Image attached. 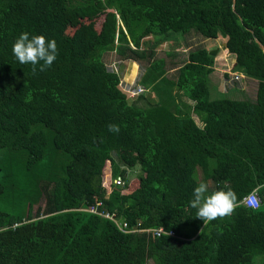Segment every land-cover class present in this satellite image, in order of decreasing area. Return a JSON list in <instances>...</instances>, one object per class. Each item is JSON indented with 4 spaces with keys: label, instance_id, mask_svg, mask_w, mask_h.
Masks as SVG:
<instances>
[{
    "label": "trees",
    "instance_id": "1",
    "mask_svg": "<svg viewBox=\"0 0 264 264\" xmlns=\"http://www.w3.org/2000/svg\"><path fill=\"white\" fill-rule=\"evenodd\" d=\"M191 30L224 37L242 75L221 72L229 96L211 98L203 46L174 78L150 60L161 40L144 38ZM24 32L55 39L51 67L19 63ZM110 51L149 61L137 83L154 99L127 96ZM201 182L233 190L235 211L196 218ZM97 201L128 229L82 210ZM149 263L264 264V0H0V264Z\"/></svg>",
    "mask_w": 264,
    "mask_h": 264
},
{
    "label": "rangeland",
    "instance_id": "2",
    "mask_svg": "<svg viewBox=\"0 0 264 264\" xmlns=\"http://www.w3.org/2000/svg\"><path fill=\"white\" fill-rule=\"evenodd\" d=\"M102 20V18H101ZM101 20L99 22H101ZM100 25V24H99ZM97 25V27H99ZM72 32V29H70ZM161 40L159 44H156V48L153 49V57L150 59H162L165 63L164 69L166 73L164 76L169 78L176 77L177 68L182 65L186 59L189 50L196 48L197 46H203L207 48L208 53L209 51L213 50L216 51L214 57V65L213 68L216 70L215 72H211L207 76V82L210 89L211 98H218L229 96L230 92L225 91V78H222L221 72H226L229 75H237L242 76L237 71H233V64H234V56L228 54L224 51L223 43H225V39L222 36H218L216 38L205 37L201 34H194V31L191 30L187 33L183 32H168L166 34H151L144 38L143 42L145 45L149 44L148 42ZM154 45V44H153ZM149 52L148 49H146ZM104 61L108 66L117 65L119 71L122 74V80L124 83H132L136 82L139 79V76L142 74L144 68L148 66L149 61L147 59H141L140 62H133L122 59L115 51L107 52L104 55ZM244 76V75H243ZM138 86H144L143 83L138 82ZM146 88V87H145ZM253 88V87H252ZM235 89H232V91ZM252 91V89H251ZM251 91L249 93H251ZM147 98L154 99V94L151 91V88L148 86L146 91L144 92ZM128 96V94H127ZM185 102H190L189 99L183 98ZM195 121L202 125L201 122L198 120V116L195 114L193 115ZM139 167L136 166L133 170L129 172L128 175V183L131 185L129 190H132L137 183L136 176L139 173ZM200 177V173H199ZM128 184V186H129ZM209 184H211L209 182ZM208 185V184H207ZM210 185H208L209 187ZM42 203V202H41ZM36 206H34V209ZM151 264V263H149Z\"/></svg>",
    "mask_w": 264,
    "mask_h": 264
},
{
    "label": "clouds",
    "instance_id": "3",
    "mask_svg": "<svg viewBox=\"0 0 264 264\" xmlns=\"http://www.w3.org/2000/svg\"><path fill=\"white\" fill-rule=\"evenodd\" d=\"M12 53L20 64H31L32 72L44 71L51 67L58 55L55 39L48 40L44 35L21 33L12 46ZM43 62V63H41ZM39 65V69H37ZM108 131L119 133L117 124H109ZM237 195L231 189H220L209 193L208 185L199 183L192 193L190 207L196 209V218L204 224L231 215L237 207Z\"/></svg>",
    "mask_w": 264,
    "mask_h": 264
},
{
    "label": "built area",
    "instance_id": "4",
    "mask_svg": "<svg viewBox=\"0 0 264 264\" xmlns=\"http://www.w3.org/2000/svg\"><path fill=\"white\" fill-rule=\"evenodd\" d=\"M113 70H119L117 65H111L110 66ZM234 79H237L239 76L233 75ZM120 88L126 92L130 98H134L140 94H143L146 89L143 86H138V83L132 82V83H124L122 78L120 81ZM113 182L116 185H123L124 180L122 179L121 176H117ZM242 203L245 205L252 207V208H257L260 205V200L257 192L255 190L251 191L249 194L243 197ZM85 210L91 214L98 215L100 217L106 218V219H111L115 221V223L118 225V228L121 231H126L128 229V223L125 220H119L116 219L115 213H110L108 210H106L103 206L102 201H97L96 203L87 206ZM153 233L155 236H161L162 234H169L170 236H175V233L173 231H164L162 228H156L153 230Z\"/></svg>",
    "mask_w": 264,
    "mask_h": 264
},
{
    "label": "water",
    "instance_id": "5",
    "mask_svg": "<svg viewBox=\"0 0 264 264\" xmlns=\"http://www.w3.org/2000/svg\"><path fill=\"white\" fill-rule=\"evenodd\" d=\"M225 45H226V43H224V47H225ZM215 53H216V51H213V50L209 51L210 55H215Z\"/></svg>",
    "mask_w": 264,
    "mask_h": 264
},
{
    "label": "crops",
    "instance_id": "6",
    "mask_svg": "<svg viewBox=\"0 0 264 264\" xmlns=\"http://www.w3.org/2000/svg\"><path fill=\"white\" fill-rule=\"evenodd\" d=\"M223 47H224V43H223ZM224 48H225V47H224ZM224 51H225V49H224ZM215 71H216V70H214V72H215ZM122 74H123V73H122ZM190 102L192 103V101H190ZM190 102H189V103H190ZM192 115H193V114H192ZM194 115H195V114H194ZM193 117H194V116H193Z\"/></svg>",
    "mask_w": 264,
    "mask_h": 264
}]
</instances>
